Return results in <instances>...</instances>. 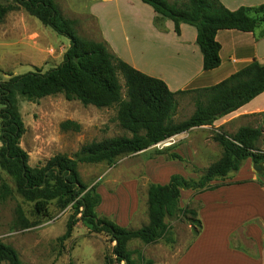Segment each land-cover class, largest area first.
<instances>
[{"label":"trees","instance_id":"16d2710c","mask_svg":"<svg viewBox=\"0 0 264 264\" xmlns=\"http://www.w3.org/2000/svg\"><path fill=\"white\" fill-rule=\"evenodd\" d=\"M0 0V23L10 12L25 10L44 26L70 40L60 65L49 71L35 69L25 75H10L0 83V194L7 198L12 189L3 175L12 178L17 193L34 204L37 214L47 217L52 202L60 210L72 207L67 232L71 237L74 227L83 222L93 234H105L114 243L112 256L106 264H145L144 257L134 258L135 251L128 244L139 240L152 245L165 240L174 244L167 220L186 219L195 227L194 239L202 231L198 219L200 203L191 201L180 205L182 190L197 194L216 190L225 179L238 172L243 163L251 159L264 166V150L258 148L262 138L260 127L244 126L236 134L216 133L213 140L223 149L221 158L203 172L199 179L173 175L169 184H149L147 192L148 225L140 229L122 227L96 213L102 203L98 185H87L79 172L80 164H113L124 156L141 154L153 146L193 128L213 125L216 121L236 112L264 93V65L254 61L219 84L204 89L173 92L162 79L148 76L116 57L104 43L83 39L76 33V21L66 18L56 0ZM155 13L174 23L176 33L182 25L195 27L197 44L203 55L204 71L221 65L220 31L237 30L252 33L264 26V5L242 7L232 11L220 0H141ZM124 80L126 97L123 96ZM196 93L194 114L181 123L173 117L178 109V98ZM64 95L68 101H79L84 106L98 109H116V121L130 136H116L83 145L73 156L57 154L45 164L32 167L30 156L21 146L26 126L19 109L18 97L38 104L42 99ZM264 114L255 115L261 117ZM65 130L81 131V124L67 120L61 124ZM173 147L158 150L149 158L164 156L167 160L186 162L172 152ZM188 165L189 163L186 162ZM80 216V217H79ZM24 226L28 221L21 213ZM23 264L17 251L0 241V264ZM151 262H148L150 264Z\"/></svg>","mask_w":264,"mask_h":264},{"label":"rangeland","instance_id":"374dc122","mask_svg":"<svg viewBox=\"0 0 264 264\" xmlns=\"http://www.w3.org/2000/svg\"><path fill=\"white\" fill-rule=\"evenodd\" d=\"M7 1L13 2L12 0ZM168 1L173 3L175 0ZM61 2L69 4L71 9L62 7ZM57 5L66 18H75L73 19L76 21L75 30L79 37L104 43L116 57L131 66L138 65L144 74L158 79L163 78V81L167 79L166 81L168 83L170 81L173 89H180L184 85V80L191 76V69L183 67L180 63L195 61V56L180 58L170 50L164 51L162 49L164 46L158 42L150 28L148 29L145 24L135 23L134 18H132L134 28H126L128 32L125 34L118 18L111 16L113 11L109 8L106 10L107 23L104 22V28L100 27V31L95 22L87 17L92 7L89 0H58ZM13 16L11 14L8 20L5 19L0 23V32L4 28L10 29L7 30L8 35L18 32H14L17 28H13ZM29 17L48 30L43 31L44 29L30 25L33 32L38 33L48 42L47 54L51 58L47 61L50 63L42 67H33L31 63L34 61L32 56L35 53L26 50V47L21 43L6 44L4 40L0 39V83L9 79L10 75H25L35 69L49 71L63 61L68 48L60 47V45L63 42L69 44L70 40L59 35L52 28L44 26L35 17L30 15ZM102 30L115 49L113 47L111 49L104 41L106 38ZM126 37L132 40V49L126 43ZM51 49L54 50L52 53ZM120 81L123 85L125 98L126 88L122 77H120ZM195 101L196 93L194 92L181 95L178 98V109L173 117L175 123H181L194 114ZM18 105L26 126L21 146L28 152L32 167L45 164L57 154L73 156L83 145L94 141L116 136H130L116 121V109L85 107L79 101H68L64 95L44 98L38 104L19 96ZM67 120L79 122L81 131H64L61 124ZM245 124L262 129V138L258 148L264 150V116L253 117ZM210 139L213 140V138ZM217 146L220 145L217 143ZM158 150L162 149L154 148L145 154L124 156L113 164L79 165L82 180L89 186L96 184L99 186L98 192L104 199L103 207L98 211L100 217H110L112 215L109 214L110 211L117 208L123 209L126 207L125 205H128L129 210L125 219L119 220L120 224L127 225L128 229H140L148 225L147 192L150 183L145 171V162L149 159L155 160L156 157L152 159L149 157ZM214 160L215 158L212 159V161ZM199 163L205 167L201 170L210 166H206L202 162ZM156 167V170L159 171V165ZM262 167L264 170V166ZM194 168L196 166L190 165L189 172H186L191 174L189 178L182 174L184 172L182 165L170 167L168 171L175 170L178 175L187 179H199L203 172H195ZM3 178L10 185L12 193L5 199L0 194V241L12 246L23 264H106V259L113 257L112 252L115 244L110 241V238L105 234L91 233L83 222H79L74 227L70 238L63 239L67 232L69 218L74 213L72 207L60 210L56 206V202H52L49 215L47 217L39 215L34 210V204L26 202L17 193L12 178L6 173ZM21 213L28 221L29 226L23 225ZM110 220L118 223L116 217L110 218ZM167 223L171 227V238L174 240V244L161 240L156 244L145 245L139 240H133L129 242L128 247L136 252L134 255L136 260L139 255H142L145 264L148 262H151L150 264H172L190 246L194 240L193 229L195 227L184 218L167 220Z\"/></svg>","mask_w":264,"mask_h":264},{"label":"crops","instance_id":"0c3cea01","mask_svg":"<svg viewBox=\"0 0 264 264\" xmlns=\"http://www.w3.org/2000/svg\"><path fill=\"white\" fill-rule=\"evenodd\" d=\"M220 1L232 11L242 7L253 8L264 5V0ZM89 2L92 3V7L89 15L86 16L95 22L100 31L101 28H104V22L107 23L106 10L110 8L113 11V14L110 13L111 16L118 18L125 34L128 32L126 28H134L132 25V18H134L135 23L145 24L148 29L150 28L158 42L164 46L162 48L164 51L170 50L180 58L195 56V61L180 63L183 67L191 69V76L184 80V85L180 89H173L170 81L168 83L165 79L173 92H176L175 90L179 92L210 88L229 78L244 65L254 61L264 65V26L252 33L237 30L220 31L217 41L221 44V65L215 70L206 72L203 68V55L197 44L195 27L182 25L178 34L175 32L172 21L159 17L152 7L144 4L141 0H89ZM61 5L71 9L69 4L61 2ZM11 14L14 15L12 18L13 28H17L14 32H18L8 35L7 32L10 29L7 31L4 28L0 32V39L4 40L6 44L21 43L26 47V50L35 53L32 56L33 67L49 64L50 62L47 61L51 58L47 54L49 44L38 33L33 32L30 25L38 29L44 28L33 21L29 17L30 14L23 9L10 12L6 20ZM73 19L75 18L71 20ZM43 31L48 30L44 29ZM103 35L106 38L104 31ZM126 38V43L132 49V40L129 37ZM134 38L136 40L137 36ZM104 41L111 49L112 47L115 49L109 39L106 38ZM61 46L69 49L70 43L63 42ZM52 51L54 50L51 49L50 52L52 53ZM132 67L142 71L138 65L133 64ZM258 114H264V93L236 112L216 121L213 125L193 128L174 136L175 143L166 148L173 147L172 152L180 155L189 164L179 160H167L164 156H158L155 160L149 159L145 162L149 183L169 184L171 177L178 174L175 170L168 171L170 167L182 165L184 167L182 174L189 178L191 174L186 172H189L190 165L201 169L205 167L199 162L206 166L217 162L222 156V149L210 138H213L216 133L225 132L234 135L241 127L247 126L245 123L248 120ZM149 150L141 154H145ZM213 158H215L214 161H212ZM158 165L159 171L156 170ZM215 183H224L225 185L201 194L192 190H182L180 201L182 208L188 206L191 201L201 204L198 219L203 228L199 236L172 264H264V170L258 171L253 161L248 159L237 173L230 174L225 181ZM103 201L102 198L101 205L96 209L97 214L103 207ZM125 206L123 209L117 208L110 211L109 214L112 215L107 218L116 217L119 224L115 223L126 228L128 226L120 224L121 221H119L125 219L129 210V206Z\"/></svg>","mask_w":264,"mask_h":264},{"label":"built area","instance_id":"2783aa9c","mask_svg":"<svg viewBox=\"0 0 264 264\" xmlns=\"http://www.w3.org/2000/svg\"><path fill=\"white\" fill-rule=\"evenodd\" d=\"M174 143H175L174 137H172V138H170V139H168V140H166L164 142H161V143H159V144H157V145H155L153 147L159 148V149H164L166 147H169V146L173 145Z\"/></svg>","mask_w":264,"mask_h":264},{"label":"water","instance_id":"95a60500","mask_svg":"<svg viewBox=\"0 0 264 264\" xmlns=\"http://www.w3.org/2000/svg\"><path fill=\"white\" fill-rule=\"evenodd\" d=\"M255 168L258 170V171H261L263 169L262 166H259V165H255Z\"/></svg>","mask_w":264,"mask_h":264}]
</instances>
